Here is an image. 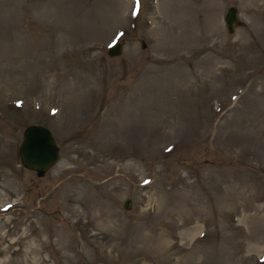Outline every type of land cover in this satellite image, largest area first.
I'll use <instances>...</instances> for the list:
<instances>
[{"label":"rangeland","instance_id":"1","mask_svg":"<svg viewBox=\"0 0 264 264\" xmlns=\"http://www.w3.org/2000/svg\"><path fill=\"white\" fill-rule=\"evenodd\" d=\"M0 264H264V0H0Z\"/></svg>","mask_w":264,"mask_h":264},{"label":"water","instance_id":"2","mask_svg":"<svg viewBox=\"0 0 264 264\" xmlns=\"http://www.w3.org/2000/svg\"><path fill=\"white\" fill-rule=\"evenodd\" d=\"M224 21L228 31L232 32L234 27L239 24V13L236 6L228 7ZM121 51L122 43L115 41L109 46L107 52L109 55H116ZM18 152L21 164L34 170L37 176H42L57 162L60 156L59 146L51 129L39 123H31L24 128ZM130 205V198H126L124 207L129 208Z\"/></svg>","mask_w":264,"mask_h":264}]
</instances>
